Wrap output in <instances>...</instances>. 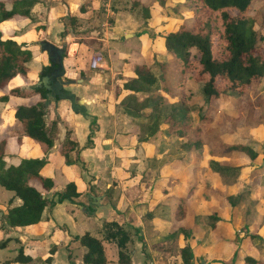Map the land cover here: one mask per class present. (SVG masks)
Listing matches in <instances>:
<instances>
[{"label": "trees", "instance_id": "16d2710c", "mask_svg": "<svg viewBox=\"0 0 264 264\" xmlns=\"http://www.w3.org/2000/svg\"><path fill=\"white\" fill-rule=\"evenodd\" d=\"M171 1L131 2L145 21L160 20L158 26H168V30L158 34L167 59L158 63V79L151 73L149 65L138 57L139 52H130L121 59L113 60V78L116 73L118 78H127L113 86L116 105L121 106L131 119L143 118L145 121L141 124L132 121L130 130L120 137L130 142L150 143L148 138L161 136L158 143L152 145V151L148 150L147 166L140 175L141 180L150 173L158 176L164 166L173 167L181 161L182 164L191 165L192 172L201 163L207 173H236L238 179L246 181L245 177L251 171H264V164L255 167L253 163L264 146L254 139L238 136L226 127L212 126L208 110L211 103L216 102L229 120L252 128L254 123L255 127H264V93H260L257 99L243 102L235 115L231 114L232 104L227 100L237 99L252 85L258 88L264 78V55L257 46L261 36L256 29L264 27V5H256L258 0ZM35 2L0 0V25L9 19H31V8ZM166 10H170V13ZM168 13L173 18L165 15ZM189 19L191 25L187 24ZM169 20H173L172 23ZM36 28L27 24L8 34H4L0 28V123L12 120L11 127L0 129V187L11 191L12 197L20 200L16 206L0 205L1 218L11 228L36 224L40 222L45 207L50 208L64 200L73 203L80 194L76 182L64 179L59 171L51 177L40 173L46 163V153L57 140L58 116L55 114L47 120L44 104L51 95L43 87H35V82L28 79L30 72H37L36 56H33L31 47L36 46L39 50L38 42L27 45L15 39ZM64 33L65 30L61 36ZM127 64L133 65L129 72L125 71ZM187 75L197 77L196 89L186 88L183 92ZM16 77L23 83L33 85L27 88L9 86ZM175 90L183 94L179 95ZM52 98L57 99L55 96ZM191 115L197 119L195 125L191 123ZM143 126H146V134L141 136L139 127ZM202 135L206 142H203ZM22 138L30 140L42 156H20ZM56 150L65 164L77 161V158L73 161L69 159L70 151L75 150L77 155L79 150L77 143L69 138L64 137ZM234 152L247 157L249 164L232 167L219 161ZM180 153L182 155L179 157ZM135 162H129L128 165L133 167ZM57 185L62 187L61 190L53 191ZM118 191L117 183L112 181L104 192L110 204L117 200ZM51 192L52 196L48 197ZM208 192L214 203L206 205L207 226L209 230L217 232L219 239L211 247L201 249L216 255L214 246H224L228 250L229 247H237L241 241L229 221L237 202L228 194L227 187H209ZM188 197L189 193L186 197L166 196L143 217L147 229L152 226L153 218L177 223L176 232L165 236L166 240H172L175 235L178 236L176 239H180L181 264H192L202 233L196 212L199 202L195 201L192 207ZM101 228L102 239L114 243L117 248L116 264H130L129 255L123 249L129 237L119 219L112 217L104 220ZM249 238L251 236L244 237L243 243H248ZM10 239L0 240V249ZM72 240L83 248L81 261L84 264H105L99 238L84 232L73 236ZM54 250V245L48 249L43 259L45 262L50 261ZM242 259L244 264H264V260L250 254L244 255ZM13 262L28 264L31 258L18 248L12 257L2 260L0 264ZM222 264L234 263L224 261Z\"/></svg>", "mask_w": 264, "mask_h": 264}, {"label": "crops", "instance_id": "0c3cea01", "mask_svg": "<svg viewBox=\"0 0 264 264\" xmlns=\"http://www.w3.org/2000/svg\"><path fill=\"white\" fill-rule=\"evenodd\" d=\"M99 4L106 7V11L108 8L110 13L114 10L111 7L110 0H105L101 3L100 0H36L31 8L32 20L9 19L4 21L0 25V28L4 34H8L27 24L37 26L36 29L28 30L15 39L23 41L27 45L39 42L40 40H46L56 46H61L66 42L64 49L67 48L69 54L75 55L74 53H77L78 56L74 57L72 55L69 58V54L68 57H65L63 54V67L67 58L68 61L69 59L74 61V64L78 60V64L80 63L84 67L90 53L88 46L78 41L68 42L69 39H65V34L67 31L68 33L72 32L71 27L78 16L83 14L89 17L92 8ZM70 18L73 20L71 21ZM67 21L69 24H67ZM111 29L113 31L107 35V40H105L107 55L111 56L110 63L105 65L108 70L106 76L101 73H93L91 70H85L81 67L71 72L65 68L63 70L65 79H72L74 81L68 84L71 86L70 89L64 85V91L72 93L75 103L83 106V109L72 111L69 109L68 101L65 99L54 100L52 96H49V99L44 104L47 120L51 119L55 114L58 116L57 140L46 153V163L40 169V173L51 177L56 171H59L64 179L76 182L80 194L74 199L73 203L64 200L54 204L50 208L45 207L40 222L28 226L8 227L1 218L0 212V240L10 237L11 239L6 243L4 248L11 246L12 249V252L4 259L12 257L16 253V250L21 248L22 253L31 258V262L28 264H79L78 262L84 264L81 261L83 248L76 241H73L72 237L88 232L93 236L97 235V238L101 240L106 260L105 264H110L109 261H113L112 264H114L117 248L114 243L102 239L101 225L103 221L115 217L122 223L125 231L128 228L127 224H131L132 228L136 229V231L141 230L139 225L143 224L142 217L139 220L140 222L138 221L139 223L136 221L132 222L126 218L128 214L131 219L132 213H135L133 208L129 207L128 210L125 209L126 203H128L126 191L139 183L140 175L146 167L140 175H136L137 171H135V174L131 173V166L128 164L129 162L136 161L135 164L137 165L139 159L135 155L136 151L141 149L145 155H148V148L151 144L139 141L130 142L120 137L130 130L132 119L123 112L121 106L116 105L113 95V60L121 59L132 51L137 52L140 48L135 50L122 46L123 40L125 41L130 34L122 31V41L117 42L116 40L119 37L115 35L114 28ZM64 30L65 33L61 36ZM31 49L33 56L39 59V63L45 65L44 61H42L43 52L40 49L38 50L36 46H32ZM44 56L46 57L45 53ZM81 71L82 73H80ZM36 76V71L30 72L28 79L31 82H35ZM107 78H109V85L108 89H105L102 87V82L104 79L107 80ZM29 85L23 83L18 77L14 78L9 84V86H18L19 88H27ZM91 120L93 121L92 124L90 123ZM7 123L10 124L9 127L12 126L11 119H8ZM64 137L76 142L79 149L77 155L75 150L69 152V159L71 161L77 158V161L69 164L64 163L62 156L56 150L58 143ZM19 155L22 157L40 158L42 153L31 144L30 140L22 138ZM71 156L73 157L71 158ZM263 164L264 162L261 165ZM165 167L168 166H164L163 168ZM112 181H115L119 188V195L114 204H110L104 195L105 190ZM175 183L178 184L179 182L175 180ZM61 188L60 185H57L53 191H60ZM190 188L186 187L184 189V196L175 197H186L187 191ZM162 193L164 195L162 199L166 196H174L165 193V191ZM12 196L7 197L10 204L0 203V205L10 207L20 204V200ZM51 196L52 192L48 194V197ZM148 211L150 210L146 212ZM159 223L162 222L156 218L151 220V224L153 225ZM104 244H109L106 246L108 247V251L109 249L112 251L111 257L106 255L107 250ZM52 245L55 246V250L50 256V261L45 262L43 259ZM133 254L134 256L141 255L139 244L135 247ZM128 255L130 264H132L130 253ZM10 264L20 263L13 262Z\"/></svg>", "mask_w": 264, "mask_h": 264}, {"label": "rangeland", "instance_id": "374dc122", "mask_svg": "<svg viewBox=\"0 0 264 264\" xmlns=\"http://www.w3.org/2000/svg\"><path fill=\"white\" fill-rule=\"evenodd\" d=\"M105 0H100V3ZM132 0H110L111 7L114 9L110 13L106 11V7L102 5L94 6L91 10V15L86 17L85 15H80L74 21L73 26L71 27L72 32L65 34V39H69L68 42H82L85 46H88V50L90 51L89 57L86 60V65L83 67L78 64V60L75 62L69 61L66 59L65 66L63 67L67 71H75L78 67L89 69L93 73H101L103 75H107L108 72L106 68V64L110 63L111 56L107 55V44L105 40H107V35L113 31L116 36L119 38L116 40L122 41L121 33L122 31H126L129 33V37L122 42V46L132 48L138 50V57L145 61L149 67L151 73L158 79L159 69L158 63L165 61L166 55L162 45L160 44L161 40L158 36L160 32L168 30V26H158V23L154 20L150 22L145 21L140 17L139 11L137 8L132 7ZM173 2L175 0H172ZM171 1V2H172ZM172 2V3H173ZM256 5H264V0H258L255 2ZM166 12L170 13V10H166ZM165 14V15H169ZM170 18H173L172 15ZM173 20H169L172 23ZM67 24L69 22L67 21ZM187 24L191 25V20H187ZM258 30L259 39L257 40V46L259 47V51L264 55V27L256 28ZM71 37V38H70ZM114 42V41H113ZM63 43V45H65ZM142 50V51H141ZM80 51V50H79ZM39 52V51H38ZM132 51L131 53H137ZM42 53V52H41ZM71 53V52H70ZM67 48L64 49L65 57H68ZM69 54V58L73 55L74 57L78 56L77 53ZM95 54H99L101 59L98 65L91 67L90 61L92 56ZM45 65H41L39 63V59L36 58L37 63V76L36 81L39 78V74L42 71H46L51 68L48 60L44 56L43 58ZM82 63V62H81ZM132 64V63H131ZM127 64L125 67V71H130L133 65ZM82 73V71L80 72ZM113 78V86L117 83H120L123 77H119L114 75ZM62 78L65 79V74L63 73ZM109 78L107 80H103L102 87L108 89ZM197 77L194 75H187L184 79L185 88L183 92H185L186 88L196 89L195 81ZM34 83V82H33ZM33 84L29 85L31 87ZM68 89L71 88L68 84L65 85ZM259 91H258V90ZM175 92L179 95L183 94L180 91L175 90ZM197 93V92H195ZM260 93H264V78L261 81V84L257 87L251 86L245 94L240 95L237 99L228 98L232 104L231 109L232 115L238 113L243 102L257 99L260 96ZM61 100V99H59ZM68 101V100H66ZM69 103V102H68ZM69 109L72 110L70 108ZM51 114V113H50ZM208 114L211 117V125L218 126L221 128H228L235 132L236 135L241 137H247L250 139H254L259 142L262 147L264 146V127H255L256 123L253 124L254 128L249 127V125L243 126L236 120H229L224 112L223 108L219 107L216 102L211 103V107L208 110ZM136 124H141L145 122L143 118H138L137 120H131ZM7 120L0 123V129L9 127L10 124H6ZM197 122L196 117L191 115V123L195 125ZM144 127H139L141 136L146 134L144 131ZM252 128V129H251ZM156 134H154L155 136ZM161 136L157 135L154 138H148V142H150L151 146L148 150L152 149V145H156ZM203 142H206V138L202 135ZM138 150V149H137ZM152 151V150H151ZM183 153V152H182ZM182 153L179 154L182 155ZM136 156H138L139 162L130 167L131 173L136 175H140L144 168L147 166L146 158L148 155H145L141 149L136 151ZM73 156H71L72 158ZM178 157V156H174ZM222 164H228L232 167H239L243 165L249 164L248 158L244 155L234 152L228 158L219 159ZM191 162V161H189ZM264 162V150H259V155L254 160V166L258 167L260 164ZM175 167V168H174ZM174 168V169H172ZM191 165L182 164V162H178V164L173 167H165L161 170L158 176H154L152 173L146 175L142 180L140 179L139 183L136 186H133L128 191H126V196L128 198V203H126V210L133 208L135 213H132V218L127 214L126 218L132 222H138L141 220L145 212L147 210H151L154 204L164 197L162 195L168 193L169 195L174 196H184V189L187 187H191L189 193V203L192 207L195 206V201L199 202V207L196 210L198 213L197 220L202 229V233L199 236L200 245L197 249L192 264H222L224 261L228 263V261H232L234 264H244L242 257L244 255L250 254L254 257H259L264 260V172L260 173L258 170L252 171L246 176V181L237 178V174L233 173L231 175L227 174H219L213 175L212 173L205 172L204 164H199L194 172L191 169ZM138 177V176H137ZM175 178V179H173ZM175 180L179 183L176 184ZM217 188L224 189L227 187L228 194L233 196V200L236 203V206L233 208V212L230 215L229 221L232 225V229L241 238V241L238 243L237 247L231 248L228 250L224 246H214V251L217 252L216 255H212L211 253H207L205 250L201 249V247H209L213 245L218 239L219 235L215 230H209L207 226V218L205 216L206 205H210L213 202L212 198L209 196L208 188ZM11 191L4 190L0 187V203L10 204L7 197L12 196ZM208 196V197H207ZM16 198V197H14ZM146 210V211H145ZM142 217V218H141ZM144 220V218L142 219ZM140 222V221H139ZM138 222V223H139ZM127 235L130 237L125 245L124 251L126 253H130L132 258V264H181V260L179 257V245L181 244L180 239L174 238L172 240H166V236L168 233H175V229L177 228V223H168L162 222L159 224H155L146 228L144 223L139 225L140 231H136V229L132 228L131 224H127ZM97 237V235H94ZM251 236L249 238L248 243H243L244 237ZM198 240H195V242ZM137 242V243H136ZM137 244L140 245V254L139 256H134L133 252ZM106 250L108 247L104 244ZM193 245V244H192ZM11 246H7L6 248L0 249V261L6 258L12 251ZM112 251L107 250L106 255L112 256ZM116 258V255H115ZM137 258V259H136ZM138 260V261H136ZM112 264L113 261H109ZM82 264L81 262H78ZM114 264H116V259Z\"/></svg>", "mask_w": 264, "mask_h": 264}, {"label": "water", "instance_id": "95a60500", "mask_svg": "<svg viewBox=\"0 0 264 264\" xmlns=\"http://www.w3.org/2000/svg\"><path fill=\"white\" fill-rule=\"evenodd\" d=\"M38 44L40 50L45 53L46 58L51 65V69L47 74L41 75L40 73L38 80L34 83V86L43 87L50 93L51 96H55L57 99L68 100L72 111H79L83 109V106L75 103L74 95L72 93L64 91V85L74 82L72 79H62V55L64 52V45L56 46L46 40H40Z\"/></svg>", "mask_w": 264, "mask_h": 264}, {"label": "built area", "instance_id": "2783aa9c", "mask_svg": "<svg viewBox=\"0 0 264 264\" xmlns=\"http://www.w3.org/2000/svg\"><path fill=\"white\" fill-rule=\"evenodd\" d=\"M100 59H101V57L99 54L93 55L91 58V61H90V66L94 67V66L98 65V63L100 62Z\"/></svg>", "mask_w": 264, "mask_h": 264}, {"label": "flooded vegetation", "instance_id": "af4514ba", "mask_svg": "<svg viewBox=\"0 0 264 264\" xmlns=\"http://www.w3.org/2000/svg\"><path fill=\"white\" fill-rule=\"evenodd\" d=\"M50 69H51V68H50ZM50 69H48V70H46V71H42V72H41V75H44V74L49 73Z\"/></svg>", "mask_w": 264, "mask_h": 264}]
</instances>
